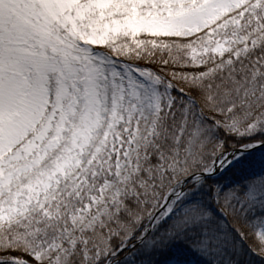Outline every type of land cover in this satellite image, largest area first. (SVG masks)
Listing matches in <instances>:
<instances>
[{
	"label": "snow or ice",
	"instance_id": "snow-or-ice-1",
	"mask_svg": "<svg viewBox=\"0 0 264 264\" xmlns=\"http://www.w3.org/2000/svg\"><path fill=\"white\" fill-rule=\"evenodd\" d=\"M0 264H264V0H0Z\"/></svg>",
	"mask_w": 264,
	"mask_h": 264
}]
</instances>
